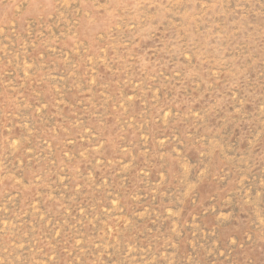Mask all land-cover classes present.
<instances>
[{
  "label": "rangeland",
  "instance_id": "rangeland-1",
  "mask_svg": "<svg viewBox=\"0 0 264 264\" xmlns=\"http://www.w3.org/2000/svg\"><path fill=\"white\" fill-rule=\"evenodd\" d=\"M0 264H264V0H0Z\"/></svg>",
  "mask_w": 264,
  "mask_h": 264
}]
</instances>
